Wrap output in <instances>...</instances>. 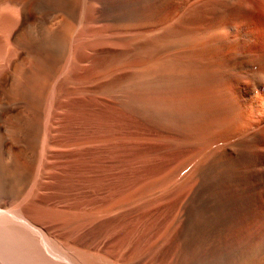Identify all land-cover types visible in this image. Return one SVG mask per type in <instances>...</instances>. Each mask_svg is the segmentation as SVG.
<instances>
[{
  "label": "bare ground",
  "instance_id": "bare-ground-1",
  "mask_svg": "<svg viewBox=\"0 0 264 264\" xmlns=\"http://www.w3.org/2000/svg\"><path fill=\"white\" fill-rule=\"evenodd\" d=\"M156 1L0 0V264H264V251L251 250L255 241L234 227L264 195V156L240 149L264 152L257 136L192 175H142L135 159L119 152L122 128L139 126L147 89L160 82L154 66L142 81L139 57L153 65L158 47L195 45L216 34L225 35L216 37L219 45L249 47L254 29L234 34L251 28L255 4L264 10V0L191 7L192 0H173L176 15L184 14L164 39ZM216 2L234 9L230 26L205 33L187 27L191 15ZM239 55L244 63L228 62L233 70L255 59L264 65V54ZM112 78L123 85L119 94L110 89ZM230 94L159 104L201 112L196 133L220 120L226 136L236 137L244 133L237 131L244 115ZM110 142L116 155L108 154ZM259 213L264 218V202Z\"/></svg>",
  "mask_w": 264,
  "mask_h": 264
},
{
  "label": "rangeland",
  "instance_id": "rangeland-1",
  "mask_svg": "<svg viewBox=\"0 0 264 264\" xmlns=\"http://www.w3.org/2000/svg\"><path fill=\"white\" fill-rule=\"evenodd\" d=\"M201 1L202 0H192L188 6H201V3H205L209 0H203L204 2ZM174 3L177 4L176 2ZM212 4L210 7L202 8L203 10L200 9L199 12L197 11L198 13L195 12V14L191 15V17H195H193L194 20L189 17L192 21L187 24V27L193 29V32L205 33L211 29L219 27L225 28L227 25L230 26L233 21L229 19V14L232 10L234 11V9L231 7L232 10L229 11L226 3L216 2ZM257 4L258 3L255 4L256 10L253 11L257 18L254 16L251 28L248 27V29L245 30L241 29L234 34L235 37H238L244 34V31L247 30V32H252L254 29L253 32L256 34L251 33V37H256L257 39L255 41L254 38L253 43H255H252L249 47L245 46L244 49H242L243 46L225 47L224 45H219L216 41V37H223L225 35L216 34L217 36L209 35L206 39H202L199 44L195 45L185 44L176 48L158 47L156 56L152 59V61H154L153 65L150 64L151 60L148 58L139 57V60L138 58L136 59L140 63L142 81H144V76L150 73L149 69L152 66H154V77L160 81L154 89H147V91L149 90L150 97H148V99L143 98L141 103L139 126L124 127V125L123 127L125 129L122 128L126 138L119 152H121L123 156L135 159L134 162L137 163L138 173L144 175L154 172L179 170L183 173L187 172L190 175H192L193 172L199 174L201 168L206 164L209 165L212 163L216 157L224 154L226 150L237 149L239 148V144L243 145L247 137L257 136V145L264 151L263 62L255 59L254 61L256 62L253 61L254 63H252L253 65H251V67L248 68L245 66L244 68L243 66L244 69L238 71L232 69L233 63H228L235 61L234 63H236L237 66H241L244 60L236 59L238 56H242L239 54H254L252 56L256 58L264 54V41L262 40L264 34V28L262 27L264 26V10L261 4ZM156 7L155 16L157 17H155V19L157 23V34L160 36L166 32L165 30L167 28L173 26L176 21L182 17L181 15H183L184 12L178 10V12L180 11L181 13L178 14L177 12L176 15L174 12L175 6L173 5V0H157ZM189 7L188 10L190 9ZM198 14L201 15L199 16ZM164 36L165 35L160 37L164 39ZM212 36L215 37L212 38ZM243 70L248 72L246 73ZM198 78L202 79L199 80ZM111 82L112 85L110 89L112 91L115 90L116 92L123 86L116 81L115 78H112ZM196 82H201V84ZM218 93H228L230 97H236L238 103L236 105L238 108H235L236 112L239 115H244V126L237 131H243V134H238L236 137L230 134L226 136L229 129H224L223 125L219 124L222 123L220 120H217V124H215L208 133L203 134L201 130V134L200 131L197 132V134L195 129H202L198 127L203 123V114H199L201 112L192 109L194 110H191L192 112L183 110L184 113L179 110V113L174 112V109L171 111L161 107L159 104V102L166 97L178 98L188 95L197 96L198 94H202L201 96H210V94L216 95ZM152 100L154 102H152ZM179 139L185 140L182 141ZM177 140L180 141V144L185 141L188 142L182 143V145L179 146ZM172 141H176L177 143L175 144ZM171 143H174L173 145L176 148L170 145ZM114 144L113 142L107 144V146L110 145V148L108 147L109 156L116 155V152H118V149H115V146L113 147ZM168 146L170 147L168 148ZM171 146L174 148H171ZM240 149L242 152L245 149L249 152L248 154H252L254 157L257 155H260V157L264 156V152H257L255 149H251L250 146L246 147L244 145L240 147ZM261 196H263V198L260 200V193L256 195V201L249 205V207L236 218L234 227L237 235L247 236L255 241V245L251 250L264 251V218L259 213L263 206L264 195Z\"/></svg>",
  "mask_w": 264,
  "mask_h": 264
}]
</instances>
